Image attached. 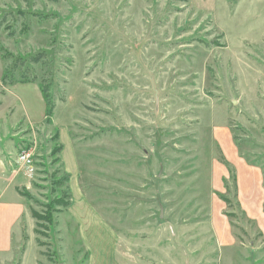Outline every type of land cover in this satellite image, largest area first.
I'll return each instance as SVG.
<instances>
[{"label":"rangeland","instance_id":"374dc122","mask_svg":"<svg viewBox=\"0 0 264 264\" xmlns=\"http://www.w3.org/2000/svg\"><path fill=\"white\" fill-rule=\"evenodd\" d=\"M6 146L40 218L0 264H264V0H0Z\"/></svg>","mask_w":264,"mask_h":264},{"label":"crops","instance_id":"0c3cea01","mask_svg":"<svg viewBox=\"0 0 264 264\" xmlns=\"http://www.w3.org/2000/svg\"><path fill=\"white\" fill-rule=\"evenodd\" d=\"M8 151V146H6V154L0 152V260L4 256H6V258L10 257L14 249L18 247L19 238H22L23 227L27 225H33V218L30 215L27 198L23 191L20 190L22 187L27 185V178L25 175L19 174L18 170L21 165L15 162V156L11 155ZM261 178L263 199L260 210L264 211V185L262 172ZM226 221L230 226L229 230L232 232L233 242L231 241L232 244H230L232 247L235 244V237L229 219L227 218ZM210 224L211 228H213L211 214ZM256 226L264 238V230L262 229V225L257 223ZM214 238L218 248L224 249V247L220 245L221 242L215 235ZM226 239L228 240V238ZM24 255L26 256V253ZM23 261L25 262V257Z\"/></svg>","mask_w":264,"mask_h":264},{"label":"trees","instance_id":"16d2710c","mask_svg":"<svg viewBox=\"0 0 264 264\" xmlns=\"http://www.w3.org/2000/svg\"><path fill=\"white\" fill-rule=\"evenodd\" d=\"M44 57V54L43 53H39L38 55H35V56H31L30 59H29V62L30 63H39L40 60H42V58ZM21 61L19 59H17V61L14 63L13 65V68L15 70H21V67L22 63H20ZM28 69L25 68V72H27ZM20 78H21V81H27V80H31V81H35L36 80V77L35 76H32V78H29L27 76L26 73L22 72L21 75H20ZM45 79L42 80V82L40 83V91H41V95H42V98L44 100V103H45V115L47 117H50L52 114H53V109H54V102L52 100V98L50 97V94H49V87L48 85L44 82ZM234 178V176H233ZM234 181H235V178H234ZM227 188V186H226ZM68 195H65V200L63 201H59L57 202L58 203V206H62V207H66L68 206L69 204V199L67 198ZM223 199V201L225 203H229V200L227 197H225L224 195H222L221 197ZM238 204V203H237ZM239 206V205H238ZM244 213V212H243ZM226 216L228 217H231L233 216L232 214L233 213H230V212H225ZM30 215L33 219H39L40 216L37 214V212L35 210H33L32 208H30ZM246 216V215H245ZM234 217V216H233ZM48 222H50L49 220H47ZM231 226H235L233 223H231ZM259 235L262 236V233L259 231ZM234 237L236 238L237 236L234 235Z\"/></svg>","mask_w":264,"mask_h":264},{"label":"built area","instance_id":"2783aa9c","mask_svg":"<svg viewBox=\"0 0 264 264\" xmlns=\"http://www.w3.org/2000/svg\"><path fill=\"white\" fill-rule=\"evenodd\" d=\"M31 156V152L29 151L17 152L15 155V162L21 165L22 168H30L33 166V158Z\"/></svg>","mask_w":264,"mask_h":264}]
</instances>
